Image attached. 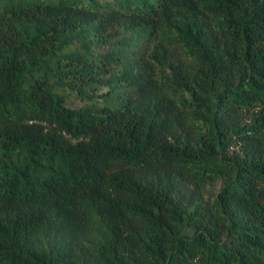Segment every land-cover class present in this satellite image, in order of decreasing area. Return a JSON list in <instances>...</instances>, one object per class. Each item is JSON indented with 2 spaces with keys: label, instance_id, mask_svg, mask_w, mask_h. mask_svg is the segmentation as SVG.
I'll list each match as a JSON object with an SVG mask.
<instances>
[{
  "label": "trees",
  "instance_id": "trees-1",
  "mask_svg": "<svg viewBox=\"0 0 264 264\" xmlns=\"http://www.w3.org/2000/svg\"><path fill=\"white\" fill-rule=\"evenodd\" d=\"M0 264H264V0H0Z\"/></svg>",
  "mask_w": 264,
  "mask_h": 264
},
{
  "label": "rangeland",
  "instance_id": "rangeland-1",
  "mask_svg": "<svg viewBox=\"0 0 264 264\" xmlns=\"http://www.w3.org/2000/svg\"><path fill=\"white\" fill-rule=\"evenodd\" d=\"M69 101H70V103H71L72 105H76V106L86 103V100L80 98L79 96H77V95H75V94H72V95L70 96ZM219 185H220V184L218 183V184L216 185V188H218Z\"/></svg>",
  "mask_w": 264,
  "mask_h": 264
}]
</instances>
